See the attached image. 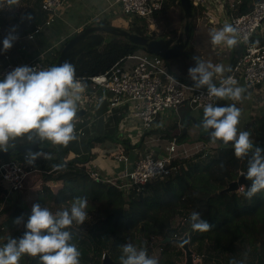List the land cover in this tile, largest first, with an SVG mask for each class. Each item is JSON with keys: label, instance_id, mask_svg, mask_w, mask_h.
<instances>
[{"label": "trees", "instance_id": "1", "mask_svg": "<svg viewBox=\"0 0 264 264\" xmlns=\"http://www.w3.org/2000/svg\"><path fill=\"white\" fill-rule=\"evenodd\" d=\"M253 1L241 0L242 3L239 5L236 14L251 11L254 7ZM175 6L183 10L180 0H166L162 10L155 14L156 21L161 22L164 19L165 22L170 23L172 20L171 13ZM195 14L203 15L204 11L193 6L192 16ZM46 17L47 14L41 9L39 4L36 5V8H34L31 14L25 18L27 19L29 27H24L26 30L24 32H34L36 26L45 23ZM98 24L103 25L107 23L103 20ZM189 24L192 29L193 24ZM146 26L147 24L145 23ZM132 27H134V30L128 31L133 34L145 36L150 39L156 36V33L148 35L146 30L143 31L134 24H132ZM46 28L49 27H45L43 31ZM177 32V29H174L164 33L162 36L175 38ZM122 39L123 36H113L99 47L84 50L77 58L76 63L73 65L76 79H79L86 85L85 89L87 91H92L89 85L91 77L108 72L116 63L121 62L130 54L147 52L144 46L132 42H124ZM67 42L63 44L59 51L51 55L50 60H47L50 67L56 65ZM243 52L244 48L242 45L234 47L232 65L238 61L243 55ZM251 122H248L244 126V131L251 133L250 138L253 141L254 147L259 146L264 148V116L262 115L258 120H254L252 124ZM257 123H259V126H257ZM155 131L145 132L142 136L141 145L144 144L145 137L148 134L155 133ZM168 132L165 138L172 140L174 137H177L179 144H184L188 141L192 142L189 132H184V129L176 136H173L170 131ZM106 137L102 136L93 141L94 143H100L99 141L108 139ZM254 139L260 140V142L254 141ZM206 140L210 141L209 134H202L198 137V141ZM114 141L121 143L127 152L134 149L127 140H119L117 138ZM12 143L15 146L31 144L26 138H17ZM217 144L215 154L212 156L207 157L211 147L206 146L192 157L176 160L175 164L180 166V170L176 173H180L175 177L185 183L186 189L181 197L171 198L166 202V206L171 205L168 214L161 213L160 208L163 207V203L151 194L143 198L142 195H138L140 192L138 189L139 186L131 188L128 194L125 195L124 190L118 187L119 184L124 183L123 180H119L118 185L92 180L88 176L86 168V164L89 162L88 158H77L66 161V151L59 152L58 148H55L49 152L41 146L37 151L42 150L47 152L51 158H38L35 161V167L39 172L43 173L44 180L62 182V187L55 194L50 193V188L46 187L48 199L54 201L55 205L61 207V210L70 208L71 203L77 197H87L88 201L97 202L119 196L123 201L124 207L112 212L109 215L110 218H100L98 222L91 223L88 227L89 231L86 233L82 230V227L77 226L75 222L73 223L75 230L71 231L73 233L71 243L76 242V245L80 243L77 247L81 252V264H102L105 254H109L114 261L120 262L122 251L119 247L121 243L127 240L126 235L133 229H141L139 223L144 219L152 220L157 226L162 237L158 244L161 252L158 253L159 256H155L157 252L155 253L153 251L150 239L144 240L143 237L137 239L138 248H145L148 256L157 258L159 264H175L176 260L174 258L184 255V251L175 241H167L164 243L163 239L168 237L172 238L175 233L172 224L179 214H185L186 212L191 214L193 211L199 212L201 218L207 220L212 225L210 231H192L189 235L191 248L197 254L203 256V264L213 263L212 261L214 260L216 261L214 264H231L233 260H236L238 264H264V190L257 193L251 200L247 199L241 190L237 192L226 191V188L231 182L237 180L243 173L246 175L248 157L237 159L231 145L225 147L220 142H217ZM89 146H92V141H89ZM10 156L12 158L24 157L23 154L18 152H13ZM221 164L224 167H221ZM56 165H63V167L57 172L51 174L45 173ZM169 183L168 178L161 179V181L154 180L147 183L144 189L146 187L149 189H157L158 185L168 187ZM26 188H29L28 184ZM0 190L1 206L5 200L6 191L2 196L1 193L4 190L3 188ZM215 194L217 195L214 196ZM5 209L4 211L7 210ZM28 209H30L28 206L16 205L13 207L12 216L21 217L22 222L25 224L31 215V209L30 211ZM156 210L159 211L157 214L153 212ZM25 230L24 227L19 238L23 236ZM243 243L248 244L250 248L255 250V252H244L246 257H251L246 262L244 260L245 258L243 259L242 257L237 261V256H239L238 248ZM205 244L209 245V250L204 248ZM204 249L207 251V254L203 253ZM25 258L23 264H41L39 257L27 255ZM219 258H223L225 261H222V259L220 261Z\"/></svg>", "mask_w": 264, "mask_h": 264}, {"label": "clouds", "instance_id": "2", "mask_svg": "<svg viewBox=\"0 0 264 264\" xmlns=\"http://www.w3.org/2000/svg\"><path fill=\"white\" fill-rule=\"evenodd\" d=\"M6 3L9 8L19 6V0H6ZM209 35L214 47L231 49L239 43L237 28L228 22ZM15 39L16 36L10 33L3 40V50H9ZM193 59L196 64L188 69V75L195 89L206 87L209 97L221 100L241 101L245 98L247 89L237 86L238 82L231 76L222 79L219 87L213 83L214 76H223L226 71H231L230 67L205 63L199 56ZM85 87L76 79L74 66L67 61L44 70L20 66L9 72L0 80V151L14 148L12 142L17 138H26L31 144L50 142L64 147L77 140L75 119ZM240 119L241 110L235 104L216 106L209 103L203 108L201 127L209 133L211 143L220 141L225 147L231 143L237 159L251 154L245 175L251 184L247 191L241 189L251 200L264 190V148L254 147L251 133L239 130ZM40 157L51 158L42 150H29L25 154L29 165ZM88 207L87 197H77L70 208L55 213L46 206L33 204L31 215L24 224L23 236L19 239L9 237L0 246V264H20L24 255L39 257L41 264H81V252L76 244L71 243L73 233L68 229L74 222L83 225L89 219ZM21 222L22 218L15 221L17 224ZM189 223L193 231L207 232L212 228L196 211L190 214ZM121 251L120 264H159L157 258L148 256L145 248L132 243L122 245ZM231 264L237 262L233 260Z\"/></svg>", "mask_w": 264, "mask_h": 264}, {"label": "built area", "instance_id": "3", "mask_svg": "<svg viewBox=\"0 0 264 264\" xmlns=\"http://www.w3.org/2000/svg\"><path fill=\"white\" fill-rule=\"evenodd\" d=\"M64 1L40 0V7L47 17L45 23L37 26L29 38L33 39L45 27L55 23L57 12ZM165 1L114 0V3L120 6L121 11L127 17L143 18L151 25L155 22V14L162 10ZM190 1L193 6L202 8L209 14L228 16L229 23L238 30V44L243 46L244 52L233 66L232 72L223 79L231 76L238 82L237 86L244 88L264 84V0L256 2L251 11L242 14H236L242 3L241 0ZM2 29L3 27L0 25V31ZM20 66H29L37 68V70L50 67L44 55L35 57L28 62L16 63L11 62L9 55H6V63L0 71V79H4L9 72ZM89 85L94 90H103L109 93L108 99L111 108L126 107L127 118L139 119L143 133L155 130L160 120L165 117L174 115L178 116L180 120L182 117L179 110L183 106L191 107L195 111L204 108L209 103L217 106L219 102L218 98L207 95L206 88L195 89L194 85L176 77L164 58L149 52L128 55L108 72L91 77ZM216 86L219 87L220 83ZM81 96L80 101L85 104L87 100L84 95ZM178 145L177 137H174L167 148L160 145L152 146L151 149L142 153L134 147L138 155L134 162L130 161L125 149L111 150V157L124 162L129 168L121 177L107 181L118 185V181L123 180L125 183L119 184L122 190L139 186L140 191L150 181L173 176L180 170V166L175 162L182 158ZM25 154L22 158H12L0 163V182L9 192H20L26 189L31 176L38 172L35 163L32 165L26 163ZM61 167L63 165H57L47 173L57 172ZM87 172L94 181H103L99 171L95 168L88 167ZM172 228L175 230L172 236L174 239L182 238L185 234L190 235L193 230L189 223V215L177 216L173 221ZM195 261L203 263V256L195 252ZM175 264H179V262L176 261Z\"/></svg>", "mask_w": 264, "mask_h": 264}, {"label": "crops", "instance_id": "4", "mask_svg": "<svg viewBox=\"0 0 264 264\" xmlns=\"http://www.w3.org/2000/svg\"><path fill=\"white\" fill-rule=\"evenodd\" d=\"M256 2L258 1L254 0L253 4H255ZM38 4L40 6V0H19V6L17 7L19 8L18 11L15 10L14 8L16 6L9 8V6L6 3V0H0V13L2 15V17L0 18V25H2L3 27V29L0 31V71L4 66V64L6 63V55H9L10 61L13 63L28 62L34 59L35 57L44 55L45 60L48 63L47 60L51 59V55L53 53L59 51L65 42H67L74 35L83 31L87 26L100 25L98 24L99 22L103 20L113 19L115 17L114 14L122 12L120 6L115 4L114 0H65L63 5L59 8L57 12L55 23L52 26H49V28H46L42 33L35 35V37L31 39L29 38V35L32 33L24 32L26 31L24 27L26 26L29 27V24L27 23V19L25 18L26 16H29L31 14V12L34 10V8H36V5ZM20 7H22L23 9V13L22 15H17L16 17L6 16L4 12L5 9L8 11L10 9H13L12 11L15 10L17 11V13H20ZM202 10L204 11V14L202 16L204 17L205 23L200 22L199 24H197L198 26L195 25V27L197 26L196 28L193 26V28L190 29L189 44L192 43V47H195L197 49L199 48L200 50L202 48L203 49L202 52L204 51L208 52L209 50L208 48H210L211 50L215 48L216 51H220V52L222 51V54L226 52H227L226 54H229L228 57L229 66L227 68L230 67L231 71L230 72L226 71L223 74V76L216 75V77L214 78L217 82V79L221 77H222L221 79H223L232 72L233 66L235 65V64L232 65L234 48L230 49L226 46L214 47L211 43L209 33L213 30H218L222 28L225 22L229 23V17L212 15L209 14L206 10L204 9ZM209 18H212V20L210 21ZM146 22L148 23V21ZM155 22H157L156 17H155ZM155 22L152 24L151 27L155 25ZM217 23H220L219 26H216ZM117 25L118 24H114L112 26L119 27ZM13 29H15V31H13ZM154 31L155 28H153V30H151L150 34L148 35L154 34L155 33ZM10 33L16 36V39L13 41V46L9 50L4 51L3 40ZM105 35H106V39L107 38L110 39L113 36L114 37L119 36L113 34H105ZM162 38L166 39L167 37L162 36L157 38V36H155V38L153 39H162ZM104 43H106V41H104ZM189 44L186 49H188ZM220 52L218 53V55H220ZM189 84L194 85V83H189ZM215 84L218 85L219 83H215ZM90 89L92 91L89 92L85 89V91H83V93L81 94L84 95L87 102L85 104H82L81 101H79L78 111L85 109L87 112L85 115L79 117L77 119L78 123L75 124L76 135L78 137L77 140L70 142L66 147L57 146V148L59 152L66 151L65 154L66 161L75 160L77 158H81V159L88 158L89 162L86 164L87 166L86 168L87 169L88 167L95 168L96 170L99 171L100 175L103 178V181L108 182L107 180L109 179L121 177L126 173L127 169L129 168V166L124 162H121L111 157L110 155L111 150H115L117 148L125 149L121 143H117V141L114 140H117V138L119 140L120 139L127 140L130 142L133 148L136 147L142 153L144 151H148V149H151L152 146L148 145L146 146V150H144L142 148L143 145H141V143L140 144L137 143V139H140V141L142 142V136L144 134L141 129L142 124L139 119L127 118L126 107L111 108L108 99L109 96L108 92H105L103 90L97 91L92 88ZM221 102H222V106H226L225 103L229 104L232 102V100L225 99L223 101L219 99L218 102L219 105ZM249 106H251V104H249ZM182 109H184V106L180 108L179 112ZM186 109L187 107H185L184 114L186 112ZM243 109H247V107L245 106ZM250 110L252 113H254V111H252L253 110L252 107L250 108ZM260 113H263L262 115L264 116V112H260ZM184 114L182 115L180 112V116L182 117L180 120L178 119V116L176 117L174 115L170 117H165L164 119L160 120L159 124L155 128L156 130L155 133L156 134L158 133L161 139H164L165 136L168 135L169 133L168 131H170L171 133L175 131V133H172L173 136H176L177 134L181 133V131L184 129ZM193 114L195 115V113ZM202 115H203V110L200 115L201 116L200 118L197 115H195L200 122H202L203 119ZM247 115L248 114H245L244 118H246ZM174 119L178 121L175 127H174L175 124H173ZM240 124L244 125L247 123L240 122ZM241 125L238 126H240L241 128L242 127ZM200 129L203 128H201L200 126H196L195 124L189 126L187 132H189L190 139H192V136H194L195 134H197L198 137L202 134H206V135L209 134L208 132L206 131L203 132V130L201 131ZM133 130L135 132H133ZM239 130L242 131V129ZM102 136H107L106 138L108 139L99 141L100 143L97 142L94 143L93 141L94 139L100 138ZM129 136H132V142ZM89 141H92L91 147L89 146ZM200 143H202V141H200ZM187 144L188 143L186 142L183 145H187ZM43 145L44 143L41 146ZM208 146L214 148L213 143L209 144ZM181 149H184V147ZM125 152L128 155L131 162H134L138 157L134 149H131L130 152L127 151ZM31 179L32 178H30V180ZM51 181L53 183H57L59 181H53V180L46 181L47 187H49L50 190H52V192L56 193V191H54L50 187V184H48V182ZM23 191L17 193L8 191L5 194L4 202L0 206V211H3L6 207L13 209V207H15L16 205H20L18 203L17 204L14 203L12 199H15V194H21ZM47 194L48 193H46V195ZM23 204L25 203L23 202ZM208 247L209 245L206 244L204 245L205 249H208Z\"/></svg>", "mask_w": 264, "mask_h": 264}, {"label": "rangeland", "instance_id": "5", "mask_svg": "<svg viewBox=\"0 0 264 264\" xmlns=\"http://www.w3.org/2000/svg\"><path fill=\"white\" fill-rule=\"evenodd\" d=\"M230 1V0H229ZM258 1V0H255ZM261 1V0H260ZM15 10L19 11V8L14 7ZM13 9L8 10H4L6 16H11V17H16L17 15H22L23 13V9L22 7H20V13H17V11H12ZM114 18L113 19H109V20H105L106 23L108 25H114V24H118L117 26H119L120 28L126 29V30H134V27H132V24H134L136 27L141 28L143 31L146 30L147 34H150L151 30H153V28H155V33L157 34V38L158 37H162V35L164 33H167L171 30L177 29V36L175 38H180V36H182L183 41L186 40V35H185V28L187 23H192L193 26L195 27V25L199 24L200 22H204V17L202 15L199 14H195L194 16H192L190 19H188L185 15L184 10H182L180 7L175 6L172 10L171 13V18L172 20L170 21V23L165 22V20L163 19L161 22H155V25L153 27L152 24L150 25V22H146V20H144L143 18H139V17H133V18H129L126 15H124L123 12L114 14ZM209 20L211 21L212 18H209ZM208 21V20H206ZM145 23L147 24V26L145 27ZM220 23H217L216 26H219ZM198 26V25H197ZM196 26V27H197ZM145 27V28H144ZM195 27V28H196ZM34 29V28H33ZM122 37V36H121ZM108 38L105 40L107 42ZM124 42H130V39L127 37H123L122 39ZM47 48V47H46ZM208 52L203 51V49L201 48V50L195 47H192V43L189 44L188 49H185V51L179 55L178 57L172 58L170 60H166L167 65L169 66V68L171 69L172 73H174L179 79H181L182 81L186 82V83H194L191 78L188 75V69L190 67H194L196 62L193 59L194 56H199L205 63H212V64H223L226 68L229 66V54L223 53L222 51H216V49L214 48L213 50H211L210 48H208ZM220 52V55H218V53ZM221 62V63H218ZM216 77V76H214ZM213 77V82L215 83H220L221 82V78L217 79V82L215 80V78ZM247 91L244 94V97L241 101H233L229 104L225 103L226 105H231V104H235L236 107H238L241 110V119L240 122H244V123H248L251 122V124L254 122V120H258L263 113L260 112H264V84L257 86V87H246ZM85 91V89H84ZM224 101V100H223ZM249 104H251V106H249ZM220 105L222 106V102L220 103ZM219 103L217 106H220ZM247 107V109H243L244 107ZM252 107V111H254V113L251 112L250 108ZM256 111H255V110ZM203 108H199L198 110H195L194 113L195 115H197L199 118L201 117V113H202ZM250 110V112H249ZM185 111V107L184 109H182L180 112L183 115ZM200 113H199V112ZM245 114H248L246 118ZM261 115V116H260ZM203 118V115H202ZM78 123V120H75V124ZM178 123V121L176 119L173 120V124L174 127L176 126V124ZM241 125V124H239ZM241 125L242 127L240 128V126H238L239 129H242V131H244L245 126ZM257 126H259V123H257ZM201 127V126H200ZM264 127V126H263ZM202 128V127H201ZM201 131L203 129H200ZM133 132H135L133 130ZM203 132H205L203 130ZM172 133H175L172 132ZM130 140L132 142V136H129ZM193 139V140H192ZM192 142H187V145H183L180 146V144L178 145V150L180 151V156L182 158H189L194 156L195 154H197L198 152H200L204 147L208 146L209 144H211V142L208 140L206 141H202V143H200V141H198V136L197 134H195L194 136H192ZM254 141H258L260 142V140H255ZM137 143H141L140 139H137ZM162 146L163 148H167L170 145V139L168 138H164L161 139L160 135L157 133H152V134H148L145 139H144V144L142 146V148L144 150H146V146ZM218 144H214V148H211V150L208 153V156H212L215 154V150L217 148ZM43 148H45L47 151H51V149H57L56 146L52 145L50 142H45L44 145L42 146ZM184 149H181L183 148ZM36 152V151H35ZM145 152V151H144ZM179 152V151H178ZM177 152V153H178ZM47 153V152H45ZM48 154V153H47ZM12 156H8V157H4V158H0V163L3 161H7L8 159H11ZM180 173V172H179ZM179 173L173 174V177L170 176L168 177V180L170 181L168 187H164L163 185H158L157 189H149V188H145V189H141L138 195H142L143 197H147L149 194H151L153 197H155L156 199L160 200L163 203V207L160 208L161 213H169L170 209H171V205L166 206V202L171 199V198H176V197H181L183 195V193L185 192L186 189V185L185 183L179 179L176 178V175H179ZM32 179L28 182V186L31 188H27L25 189L21 194H15V199H12L14 203H18L20 205H24L26 204V206H28L30 209H32L33 204H39L41 206H46L48 207L53 213H55L58 210H61V207H58L57 205H55L54 201H50L47 198V191H46V180H44V176L42 172H35L33 174V177H31ZM167 179V178H165ZM161 181V180H160ZM124 182V181H123ZM2 182H0V189L3 188V190L6 191V193L8 192V190H6L3 186V184H1ZM125 183V182H124ZM48 184H50V187L54 190V191H58L62 186V182H57V183H53L48 182ZM119 187L121 188V185H119ZM124 190V194H128L130 189H123ZM5 191H2L1 195L3 196L5 194ZM1 192V190H0ZM17 193V192H16ZM50 193L55 194L54 192H52V190H50ZM175 196V197H174ZM21 200V201H19ZM40 200V201H39ZM23 202L25 204H23ZM122 199L118 196V197H113V198H108L102 201H97V202H92L89 201V207L87 209L88 213H89V219L85 221V223L83 225H78L82 227V230H84V232H88L89 231V225L91 223H96L98 222V220L100 218H110V214L114 211H117L118 209L124 207L123 203H122ZM8 204V203H6ZM12 206V205H9ZM7 209V210H6ZM6 211H0V239H1V244L0 246H3L7 240L9 239V237L11 238H15L18 239L20 233L24 230V223L21 222L19 224L15 223V221L17 220V218H21V217H13L12 216V208H8L6 207ZM30 209H28V211H30ZM155 214H157L159 211H153ZM183 212V211H182ZM181 212V213H182ZM185 214L190 215L188 212H186ZM181 215V214H179ZM178 215V216H179ZM139 227H141L140 230H135L133 229L130 233H128L126 235L127 240L123 241L119 247V249H121V246L126 244V243H132L135 246L138 247V243H137V239H139L140 237H143L144 240L146 239H150L151 241V246L153 248V251L157 254H155V256H159L158 253L161 252L160 248H159V241L162 238L157 226L154 224V222L150 219H144L141 220V222L139 223ZM69 231H72L71 228L68 229ZM164 240V239H163ZM74 243V242H73ZM74 244H77L76 242ZM80 243H78L79 246ZM207 245V244H206ZM209 250V248L207 249ZM245 251H253L255 252V250H253V248H250L248 246V244H244L238 248V255L237 256V261L240 260V257H242L245 262L247 260H250L251 257H246V255H244ZM260 251V250H259ZM262 252V251H261ZM205 254H207V251L204 250ZM27 255H24L21 260H20V264H23V261H25V257ZM245 256V257H244ZM239 257V258H238ZM176 261L179 262V264H184L185 262V253L184 255H181L180 257H175L174 258ZM220 261L223 258H219ZM217 260V259H216ZM236 261V260H235ZM214 264L216 261H212ZM238 264V263H237Z\"/></svg>", "mask_w": 264, "mask_h": 264}, {"label": "water", "instance_id": "6", "mask_svg": "<svg viewBox=\"0 0 264 264\" xmlns=\"http://www.w3.org/2000/svg\"><path fill=\"white\" fill-rule=\"evenodd\" d=\"M180 2L186 17L190 19L193 14V5L191 1L180 0ZM190 29H191L190 24L188 22L185 28V32L187 35L186 41L175 43L173 39L162 38V39L150 40L148 37L133 34L128 30L108 24L88 26L81 33L69 39V41L63 48L56 65L62 64L65 61L74 65L77 61V58L84 50L88 48L99 47L100 45H102L106 39L105 34H113V35H120L123 37H127L130 39L132 43L144 46L147 49V52L159 55L165 60H170L172 58L181 55L187 48L190 40ZM193 111L194 110L191 107H187L186 109V112L184 114V132H187L188 127L193 124H195L196 126H201L202 122H200L196 118V116L193 114L194 113ZM86 112L87 111L85 109L79 110L77 113V118L75 120L85 115ZM220 143L223 144L222 142ZM42 144L37 142L29 145L15 146L14 148H10L7 152L0 151V158L8 157L13 152H18L21 154H25L29 150L34 152L39 150ZM229 145H231V143ZM250 158H251V154H249L248 159ZM250 184L251 182L245 178V173H243L237 180L229 184V186L226 188V191L237 192L240 191L241 189L247 190V188L250 187ZM216 195L217 194H215L214 196ZM70 228L72 230H75L73 225ZM167 241H175L182 248V250L185 253L184 264H202L200 261H195V252L191 248L189 234H185L182 238L174 239V240L171 237L164 238L163 242L165 243ZM102 264H120V262L114 261L109 256V254H105L103 257Z\"/></svg>", "mask_w": 264, "mask_h": 264}, {"label": "flooded vegetation", "instance_id": "7", "mask_svg": "<svg viewBox=\"0 0 264 264\" xmlns=\"http://www.w3.org/2000/svg\"><path fill=\"white\" fill-rule=\"evenodd\" d=\"M185 35H186V32H185ZM187 36V35H186ZM187 38V37H186ZM166 39H173L174 41H175V43H180V42H184L183 41V38H182V36H180V38H166Z\"/></svg>", "mask_w": 264, "mask_h": 264}]
</instances>
